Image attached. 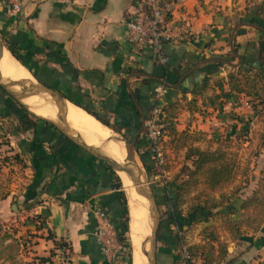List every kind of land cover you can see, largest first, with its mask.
I'll return each mask as SVG.
<instances>
[{
  "label": "crops",
  "instance_id": "1",
  "mask_svg": "<svg viewBox=\"0 0 264 264\" xmlns=\"http://www.w3.org/2000/svg\"><path fill=\"white\" fill-rule=\"evenodd\" d=\"M132 6L133 0H21L20 8L14 10L0 0V39L15 51L14 57L34 79L58 91L69 106L83 107L108 120L115 126L112 128L126 131L133 144L141 146L147 142L144 119L153 103V85L165 79L168 89L162 98L166 103L163 113L172 130L167 124L163 139L171 165L166 179L156 181L155 175L150 176L151 185L158 187L161 212L156 263L183 264L177 228L188 244H204V230L215 226L225 245L224 255L213 242L209 254H199L193 264H264L262 233L231 235L227 221L234 217L223 219L224 212H219L211 219L199 216L208 208L203 209L202 204L186 200L175 207L170 201V174L188 177L178 171L186 162L187 147L177 141L179 133L201 135L192 143L200 148L210 143L215 146L216 137L231 132L229 126L234 127L232 131L238 129L236 117L252 112L248 104H232L235 97L229 94L226 79L242 54L247 59L253 56L254 47L246 49L244 44L264 30L261 15L256 14V7L247 8L245 0H183L176 4L172 17L184 20L190 35L165 41L168 59L161 64L149 47H133L126 40L125 20ZM219 82L224 90L220 97L223 107L210 102L220 92ZM10 143L24 157L30 172L19 193L25 216L40 214L41 229L52 235L53 243L38 238L34 249L46 256L48 249L55 246L57 251L64 244L66 260L56 258V264H109L93 234L91 209L99 202L113 220L124 215L123 198L118 194L123 189L121 184L116 187L115 173L61 129L41 121L34 129L14 133ZM200 190L192 187L188 193ZM237 195L222 210L239 209L242 200ZM9 197L1 199L2 203ZM204 255L211 262L203 263ZM122 261L120 256L118 263Z\"/></svg>",
  "mask_w": 264,
  "mask_h": 264
},
{
  "label": "rangeland",
  "instance_id": "2",
  "mask_svg": "<svg viewBox=\"0 0 264 264\" xmlns=\"http://www.w3.org/2000/svg\"><path fill=\"white\" fill-rule=\"evenodd\" d=\"M245 1L248 5L247 8L258 7L264 13V0ZM2 95L4 94L0 89V96ZM233 97L235 98L233 101L234 103L232 104H248L251 107L252 112L250 114H245L242 118H240V116H235V122H239V127L237 129L235 126L237 130L232 131L234 130V127L229 126L231 132L228 135L230 136L221 134V137L218 136L216 137V140H214L216 141L215 146L210 143L207 147L201 148L210 153L212 159H205L202 165L196 169L194 176L188 177L186 183L187 188L182 194L181 203L179 205L181 206L186 200L189 203L202 204L205 207H208V210H206L209 211V213L207 212L206 217L211 219L214 218V215L219 214V212H224L220 217L223 219L234 217L232 220L233 229H235L240 235L242 233L244 235H247L246 233H251L252 235L262 233L264 237V102L258 100L255 102V106H253L251 102L252 97L251 99L249 98V100H247L245 96L238 98L236 94ZM214 101L217 103L216 106L223 107L220 98L215 99ZM1 104L2 103L0 102V113L3 114H6V111L8 110L14 111L15 108H19V105L6 95L4 96L3 104ZM7 105H11V109H8ZM30 114L31 117H36L32 113ZM4 120H2L3 126L1 129H8V134L0 137V181L1 184L4 185V191H9L8 193L12 197L8 198L6 204L2 203V200L0 199V224H2L5 229L9 230L13 236L11 234V237L1 240V246H6L5 252L10 251L12 253V258L5 260L0 259V264H56V258L66 260V257H63L65 249L64 247L62 248L61 245L60 249L57 251L55 249L58 247L56 248L55 246L48 249L49 252L46 256L41 255V250H38V248L34 249L35 245H33V242L38 238H41V241H44L45 238H49L50 240L48 243H53L52 235L49 230L41 229V225L39 228H35L34 225L27 226L23 224V221L26 218V213L23 210L19 193L28 182V175L30 172L23 156H21L23 157L22 162L17 161L13 157L15 151L10 143V139L12 138V135L16 133V130L13 129L14 127L8 128L7 126H12L11 121L16 122V120L13 116H6L4 117ZM143 134L146 137L147 142L138 149L136 158L138 165L143 170L144 176L149 181V184L151 183V175H155L158 178L156 181L166 179L169 165H171L167 160V153L165 152L166 161L163 166L165 176L163 177L158 174V169L154 165L145 126ZM197 138H202V136L199 134L189 137L184 136L183 144H187L184 155L188 151L187 149L189 145L199 147L198 145L192 144L193 139L196 140ZM162 145L164 151H166L167 148L165 147L164 139ZM140 153H143L144 161L141 159ZM186 160L187 162H182L178 167V171L187 174L193 168H191L192 165H190V158ZM177 163L180 164V161H177ZM211 164L217 166L223 165V167H226L227 171V177L215 185H212V182L208 178L209 176H206L207 167L209 165L211 166ZM170 175L173 181V174ZM192 187H200L201 190L198 193L190 194L188 192ZM214 191L219 192V194H212ZM236 194H239L237 195L239 202L242 200L240 208H237L236 210L234 209L235 211L231 209L230 211L222 210V208L229 204L232 197L236 196ZM126 195L127 192H125V197ZM126 203L129 220L130 212L127 199ZM216 206H218L217 208L219 209H210V207L216 208ZM206 210H201L200 212L205 213ZM41 223V221L38 222V224ZM214 228H210L208 231H214ZM215 230L218 231L217 229ZM134 251L135 250L133 249L132 264L133 256H135V254H133L135 253Z\"/></svg>",
  "mask_w": 264,
  "mask_h": 264
},
{
  "label": "trees",
  "instance_id": "3",
  "mask_svg": "<svg viewBox=\"0 0 264 264\" xmlns=\"http://www.w3.org/2000/svg\"><path fill=\"white\" fill-rule=\"evenodd\" d=\"M255 12L258 15H261L262 18V25H264V13L257 7L255 8ZM237 47L241 46V44H236ZM253 45V46H252ZM248 46L254 47V50L252 51L253 56H251L250 59H247L245 55H241V61L239 64L237 65H231V68L229 69V71L227 72V79H226V83H227V88L229 91L230 95H237V97H246L247 100H249V98L251 99L252 97V105L255 106V102L256 101H260V102H264V30H258L257 33V38L254 40H250L247 41L244 44V47L247 49ZM12 50V49H11ZM13 54H15V51H13ZM250 56V55H249ZM218 86L220 87V92L216 93L214 95H212V98L210 99V102L213 103V101L215 99H218L221 97V95L224 93L223 87H222V83L219 82ZM0 89L2 90V93L4 95L0 96V102L3 104V99L4 96H9L1 87ZM9 98L15 102L16 104L19 105L18 109H14V111H6V114L0 113V137L6 136V134H8V129L4 130L1 129L2 125V120H4V117L6 116H13L14 119L16 120V122L11 121L12 126H7L8 128H13L17 131H23V130H28V129H34L38 123V121L47 123L51 126H54L52 123H49L48 121L42 120L38 117H31V114L29 111H27L23 106H21L16 100H14L12 97L9 96ZM1 104V105H2ZM8 109H11V105H7ZM166 108V103H163L162 105V109L165 110ZM91 112V111H90ZM92 114H94L95 116H97L103 123L109 125L110 127H115L113 125H111L108 120L103 119L101 117H99L97 114L91 112ZM166 119V118H165ZM168 121L166 119V122L168 124ZM5 122V120H4ZM166 124V127H167ZM55 127V126H54ZM168 128H170V131L172 130V125L168 124ZM117 129V128H115ZM119 130V129H117ZM125 133V135L132 140L131 136L126 132L123 131ZM176 134V132H174ZM178 139L177 141H179L181 144H183V138L184 136H192L190 133H188V131H181L178 135ZM7 141V139H6ZM134 146L139 149V147L141 145L135 144ZM11 147V146H10ZM188 151L185 154V158L189 159L190 158V162L192 165L190 172L187 173L188 177H193L194 173L196 172V169L199 168L202 163L204 162V160H210L211 155L210 153H208L207 151H205L204 149H201L199 147L196 146H191L189 145ZM14 158L17 161L22 162L23 161V157H21V153H19L18 151H15V153L13 154ZM141 155V159L144 161V155L143 153H140ZM101 162H103L106 166H108L104 161L101 160ZM187 162V160H186ZM109 167V166H108ZM147 167V166H146ZM110 171L114 173V171L109 167ZM181 172V171H180ZM226 167H223V165H214L211 164V166L209 165L207 167V172H206V176L210 179V181L212 182V185L217 184L219 181L225 179L226 176ZM188 177L186 178H180V177H174V180L172 181L173 186L171 188V196H170V201L175 205V207H177L180 203H181V197L183 192L185 191V189L187 188L186 183L188 180ZM206 177V178H207ZM115 185L116 187H120V181L119 178L117 177V175L115 174ZM4 185L1 184L0 181V199L6 198L7 196H9V191H4ZM154 193L156 195V198L158 197V187L155 185H152ZM118 194L123 198V204L125 207V213L124 215H122L119 219L117 220H113L115 222V226L117 228V239L119 240V242L121 243L122 247L120 250L121 256H122V262L118 263V264H132V251H133V244L132 241L129 237V220H128V211H127V206H126V197L124 194L123 190H119ZM158 203H160V201L157 199ZM27 207H30L29 205ZM203 209L206 208L204 205H202ZM194 214L197 215V209L193 210ZM207 212L209 213V211H205V213H200L199 216H207ZM42 216L40 214H33V215H28L26 216L25 220L23 221L24 225H34L35 228H39L40 224H38L39 221H41ZM228 219L227 221V228L230 229L231 231V235H235L237 232L235 231V229H233V219L230 220ZM42 222V221H41ZM206 230V232H205ZM204 230V237L207 238L206 242L204 244H190L188 246L191 258H192V262L194 261V258L196 256H198L199 254H203L205 253V255H208L210 250L213 248V242H217L218 244V249L220 253H225V245L222 242V240L219 238L217 231H208L209 229H205ZM264 231V230H263ZM14 233V232H13ZM11 232L7 229H5L3 227L2 224H0V259H11L12 258V253L9 252H5L6 246H1V240L5 239L7 237H11ZM13 236V234H12ZM262 238L263 235L261 236ZM15 239V237H14ZM263 240V239H262ZM64 245V244H61ZM202 257L203 263H207V262H211L212 259L207 258V256Z\"/></svg>",
  "mask_w": 264,
  "mask_h": 264
},
{
  "label": "built area",
  "instance_id": "4",
  "mask_svg": "<svg viewBox=\"0 0 264 264\" xmlns=\"http://www.w3.org/2000/svg\"><path fill=\"white\" fill-rule=\"evenodd\" d=\"M12 9L20 8L21 0H5ZM183 0H133V6L125 20V37L133 47L146 46L152 50L154 58L161 64L168 57L164 51L165 41L190 35L189 25L182 19L172 17L177 3ZM168 89V82L160 78L152 88L153 103L144 119L148 137L149 149L154 165L161 176H165V151L163 135L166 129V119L162 109V98ZM95 218L93 234L100 244V249L109 264H118L121 253V243L117 239V228L108 211L99 203L92 205ZM178 250L183 264H193L188 249V243L177 228Z\"/></svg>",
  "mask_w": 264,
  "mask_h": 264
},
{
  "label": "bare ground",
  "instance_id": "5",
  "mask_svg": "<svg viewBox=\"0 0 264 264\" xmlns=\"http://www.w3.org/2000/svg\"><path fill=\"white\" fill-rule=\"evenodd\" d=\"M0 71L2 76L11 78L14 86L21 88L30 95L23 98L29 108L34 112L56 118V106L48 100H54L62 105L66 114L69 125L80 132L86 142L99 146L108 155L123 161L130 168H134L131 155L128 153L124 137L108 125L96 119L89 112L76 105L66 103L64 98L57 94H51L49 89L43 88L41 94L37 93L35 88V79L32 77L28 69L22 65L6 47H0ZM64 99V100H63ZM68 101V100H66ZM69 102V101H68ZM71 108V109H70ZM70 133V129L66 128ZM109 137L110 140L104 141ZM139 161V160H138ZM142 166V165H141ZM124 188L126 189V199L130 210V238L134 247L135 256H133V264H145L146 257L140 251V243L147 233L150 231L149 215L147 211L148 200L143 195L136 192L130 178L123 171H118Z\"/></svg>",
  "mask_w": 264,
  "mask_h": 264
},
{
  "label": "water",
  "instance_id": "6",
  "mask_svg": "<svg viewBox=\"0 0 264 264\" xmlns=\"http://www.w3.org/2000/svg\"><path fill=\"white\" fill-rule=\"evenodd\" d=\"M0 47H6L9 52L14 56L11 49H9L4 42L0 39ZM35 88L37 93L41 94L43 92V88H47L53 92H55L58 96L63 97L58 91L53 89L52 87L44 84L43 82H40L35 79ZM0 87L14 100H16L21 106H23L27 111L35 115L36 117L48 121L49 123H52L55 127L61 129L68 137L71 138L72 141H74L77 145L83 147L88 152L93 154L95 157L99 158L100 160L104 161L117 175L119 178L121 187L126 192V189L124 188L123 181L118 174V171H123L125 174L130 178L132 184L135 187V190L137 193L143 195L148 200L147 204V211L149 215V227L150 231L145 236H143L141 243H140V251L143 255L146 257V263L145 264H157L156 263V243H157V235L158 230L160 226V219H161V212L159 208V204L156 198V195L154 193L153 187L151 183L149 184V181L145 178L144 172L141 169V167L138 165V162L136 160L138 149L134 146L133 141L130 140L123 131L114 129L115 131H118L123 137L126 142V147L128 149V153L132 157V161L134 163V168H130L126 165V163L123 161H119L116 158L108 155L106 152H104L99 146H94L81 136L80 132L73 129L68 121H67V114L62 107L61 104L54 100H48L52 104L56 106V118H50L43 115H40L33 110H31L24 101H22L23 98L29 96L30 94L24 91L21 88H17L14 86L13 80L8 77L2 76V73L0 71ZM67 99V98H65ZM83 108V107H82ZM84 109V108H83ZM87 111V110H86ZM89 112V111H87ZM91 113V112H89ZM92 114V113H91ZM94 115V114H92ZM94 117L98 120H100L97 116L94 115ZM101 121V120H100ZM102 122V121H101ZM105 124V123H104ZM107 125V124H106ZM109 126V125H108ZM110 127V126H109ZM67 129H70V133L66 131ZM110 140L109 137L105 138L104 141ZM132 263V262H131Z\"/></svg>",
  "mask_w": 264,
  "mask_h": 264
}]
</instances>
